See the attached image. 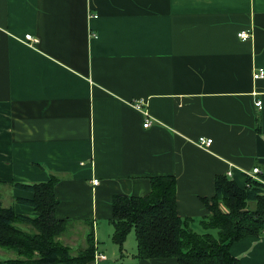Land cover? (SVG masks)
Segmentation results:
<instances>
[{
  "label": "crops",
  "instance_id": "1",
  "mask_svg": "<svg viewBox=\"0 0 264 264\" xmlns=\"http://www.w3.org/2000/svg\"><path fill=\"white\" fill-rule=\"evenodd\" d=\"M0 28L2 202L37 215L10 183L57 176L56 215L73 221L60 239L83 249L92 225L91 264H178L140 259L134 230L130 251L112 240L113 196L146 195L152 176L176 177L177 210L200 231L218 174L264 180V0H0ZM230 252L264 264V234Z\"/></svg>",
  "mask_w": 264,
  "mask_h": 264
},
{
  "label": "trees",
  "instance_id": "2",
  "mask_svg": "<svg viewBox=\"0 0 264 264\" xmlns=\"http://www.w3.org/2000/svg\"><path fill=\"white\" fill-rule=\"evenodd\" d=\"M246 180V187L241 188L227 175H217L213 197L204 198L210 214L199 220L203 227L200 231L193 224L194 218H185L177 210L176 177L152 176L151 190L146 195L113 196L112 240L122 252L134 230L136 255L140 259L175 258L178 264H241L239 257L230 252L231 245L248 235L264 234V182L250 177ZM58 182L59 178L53 175L45 182L10 183L32 191L31 199L17 200L33 206L37 215L17 213L13 205L2 202L0 194V248L15 249L18 253L16 258L0 260V264H91L94 261L97 242L92 225L87 246L76 254L60 239L73 221L56 215L60 205L56 196Z\"/></svg>",
  "mask_w": 264,
  "mask_h": 264
},
{
  "label": "built area",
  "instance_id": "3",
  "mask_svg": "<svg viewBox=\"0 0 264 264\" xmlns=\"http://www.w3.org/2000/svg\"><path fill=\"white\" fill-rule=\"evenodd\" d=\"M4 32V30H2L0 28V35L1 33ZM238 37L240 38H243V39H248L251 37V33L249 31H246V30H241V32L238 33ZM25 41L28 42L29 44H34L35 42H37V38H35L31 33H27L26 36H25ZM264 77V68H259L255 73H254V79H257V78H263ZM146 100L143 98L142 100L140 101H137L135 102L133 105L139 109L140 111L142 112H145L146 113V121L144 122V126H147L150 124L151 122V118H150V115H149V112L147 110L144 109L143 105L145 104ZM258 107H261V101L258 100L257 104H256ZM213 142V138H207V137H204L202 136V138H199V141L198 143L200 145L204 144L206 146H210ZM233 168L231 170H229L227 172V176L229 178H232L233 176ZM262 172L261 168L259 167H254L251 171H248L247 172V177H250L254 180H258V181H262L264 182V180L261 178L260 176V173ZM99 183V180L98 179H94L93 180V184L94 185H97ZM97 261H99V259H103L105 258L106 256H103L102 254H98L97 256Z\"/></svg>",
  "mask_w": 264,
  "mask_h": 264
},
{
  "label": "rangeland",
  "instance_id": "4",
  "mask_svg": "<svg viewBox=\"0 0 264 264\" xmlns=\"http://www.w3.org/2000/svg\"><path fill=\"white\" fill-rule=\"evenodd\" d=\"M214 233L216 232V231H213ZM134 235V231L132 232V233H130L129 235H128V238H127V245H126V248H127V250H129L130 251V246H129V244H130V240H133L132 239V237H134L133 236ZM131 238V239H130ZM134 241V240H133ZM113 245H115L114 243H113ZM77 247H75V249H76ZM80 249H77V251L76 250H74L75 252V254H76V252H78ZM18 256V253H17V250H15V249H8V248H5V249H3V248H0V260H5V259H8V258H16Z\"/></svg>",
  "mask_w": 264,
  "mask_h": 264
}]
</instances>
